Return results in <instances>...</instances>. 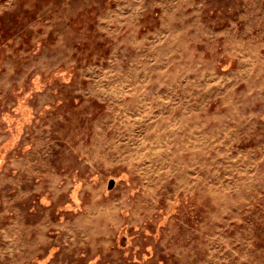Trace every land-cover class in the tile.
<instances>
[{
  "label": "rangeland",
  "instance_id": "rangeland-1",
  "mask_svg": "<svg viewBox=\"0 0 264 264\" xmlns=\"http://www.w3.org/2000/svg\"><path fill=\"white\" fill-rule=\"evenodd\" d=\"M44 246L264 264V0H0V264Z\"/></svg>",
  "mask_w": 264,
  "mask_h": 264
},
{
  "label": "crops",
  "instance_id": "crops-1",
  "mask_svg": "<svg viewBox=\"0 0 264 264\" xmlns=\"http://www.w3.org/2000/svg\"><path fill=\"white\" fill-rule=\"evenodd\" d=\"M43 242H44V241H43ZM44 243H45V246H46V245H49L50 242L45 240ZM47 243H48V244H47ZM45 246L41 249V254H39L40 258H41V257H42V258H44V257H45V258L48 257L47 260H49V263H50V264H55L56 258H54V255H53V256H50V255L47 256V252L45 251ZM38 251L40 252V250H38ZM34 256H35V255H34Z\"/></svg>",
  "mask_w": 264,
  "mask_h": 264
}]
</instances>
